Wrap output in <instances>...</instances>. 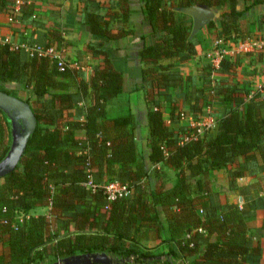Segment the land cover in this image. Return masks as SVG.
I'll return each mask as SVG.
<instances>
[{
  "label": "trees",
  "instance_id": "obj_1",
  "mask_svg": "<svg viewBox=\"0 0 264 264\" xmlns=\"http://www.w3.org/2000/svg\"><path fill=\"white\" fill-rule=\"evenodd\" d=\"M176 1L139 0L141 24L151 27L152 40L136 53L144 64L140 72L148 106V156L151 162L174 171V184L168 189L164 183L171 177L165 174L155 189L146 184L147 170L137 153L133 115L107 116V102L122 92L123 74L115 68L104 44L132 32L126 28L112 32L109 27L112 20H128L130 0H120L119 12L107 11V19L93 7L86 8L83 22L96 38L86 45V52L99 57L89 78L82 64L61 70L48 56L29 55L24 48L0 41V90L12 94L4 85L8 82L32 87L26 101L37 119L18 165L0 178V264H39L46 257L55 260L88 252H106L128 259L126 264H175L179 258H187L188 264H243L260 253L247 233L246 221L253 216L254 207L217 204L208 175L225 169L229 187L234 188L239 177L254 172L257 155L264 162V98L258 89L250 92L227 79L212 83V72L235 76L237 60L228 55L217 68L210 61L200 68L204 71L200 87L193 76L183 75L178 63L195 55L201 42L196 35L190 36L192 20L178 8L222 9L227 5L229 9L220 15L218 34L226 39L239 33L243 12L264 0H245L251 2L242 10L237 9L238 0ZM15 5L16 0H0V11L16 19ZM32 6L23 0L19 10L32 15ZM47 35L49 42L44 47L59 49L61 32L48 30ZM170 88L183 92L172 96ZM180 100L188 104L187 111L179 106ZM166 102L171 118L195 121L208 114L209 105L217 119L215 132L192 137L194 128H170L162 113ZM214 103L222 105L218 114L213 112ZM80 130L84 136L78 134ZM10 142V123L0 109V160ZM89 171L98 183L116 180L127 184L130 194L107 200L102 189L93 192L84 186ZM43 206L61 222L65 233L51 231L47 214L29 213ZM19 213L28 216L22 223ZM161 214L169 232L164 241L174 242L177 249L170 246L161 254L140 250L144 230H158ZM214 233L216 240L209 241ZM158 255L164 259H155Z\"/></svg>",
  "mask_w": 264,
  "mask_h": 264
},
{
  "label": "crops",
  "instance_id": "obj_2",
  "mask_svg": "<svg viewBox=\"0 0 264 264\" xmlns=\"http://www.w3.org/2000/svg\"><path fill=\"white\" fill-rule=\"evenodd\" d=\"M23 1V0H22ZM32 2L33 14H22L19 10L18 16L14 20H9L8 15L4 11H0V41L10 43V45H46L48 30L60 31L63 41L60 43L59 49L69 66L79 67L89 78L92 74V66L99 64V57H91L86 52V45L89 42L96 41L93 34L90 33L88 25L83 21L87 7H93L102 19H107L106 12L118 11V3L120 0H27ZM177 3L176 0H173ZM251 1L238 0L237 9L242 10L245 5H249ZM20 7V6H19ZM205 7V6H204ZM130 12L126 22L121 20H112L109 27L112 32H116L120 28L132 29V32L116 40L107 41L104 44L105 49L111 51L114 66L123 74V87L119 96L109 100L106 105L107 116L114 117L120 114L130 112L136 121L135 141L139 158L143 161L147 170L146 184L148 187L155 189L163 182V174L171 177L164 183V188H171L174 184V171L160 163H153L149 159L148 148V129H147V110L148 106L144 98V90L141 87V68L144 66L139 60L137 51L152 40V29L150 26L142 25V12L139 0H130ZM212 9L217 13L211 21L214 26L209 27L208 22L202 26L196 33V38L201 42L197 46L196 54L189 60L178 63V68L183 75H191L195 79V83L200 87L204 85L203 70L200 68L210 61L211 53L214 49L213 43L221 39L220 49L226 52L236 51L238 44L247 39H256L263 43V51L251 53H235L231 58L237 60L234 71V77L221 75L212 72L210 78L227 79L230 83H238L252 91H256L260 86H264V1L254 4L246 9L239 17L240 31L236 35L228 38L218 37L220 30V15L223 11L228 10V6L222 9L216 7H205ZM178 11L183 12L178 8ZM185 13V12H184ZM187 14V13H186ZM188 15V14H187ZM190 16V15H188ZM191 20L192 17L190 16ZM193 35V36H195ZM143 36V39L141 38ZM55 47V46H54ZM57 48V47H56ZM5 87L15 95L26 101V98L32 93V87H24L23 84L17 82L4 83ZM185 89V87L183 86ZM168 92L175 96L182 94L173 88ZM178 98V96H177ZM179 99V98H178ZM78 106L84 107V104L77 100ZM179 106L184 110H188L187 103L180 100ZM215 113L222 111V105L214 103L212 106ZM216 108V109H215ZM163 119L170 128L193 129L196 122L191 117L171 118L170 103L166 102L162 107ZM215 132V128L212 129ZM80 136H84V131L78 132ZM254 172L246 173L244 176L236 180L234 188L229 187L227 171L218 169L210 172L208 181L210 190L213 193L214 201L221 205H238L247 206L250 204L254 207V214L248 218L246 225L248 235L251 236L252 244L258 245L260 253L246 259L243 264H264V162L257 155L256 163L253 165ZM192 194L195 195V179L191 180ZM48 207H35L29 211L32 215L47 214V218L51 225V231L58 234L65 233L62 224L56 221L53 214H50ZM199 213V210L197 211ZM159 229L151 228L144 230V236L139 243L140 250L149 249L154 253H166L169 247L177 249L174 242H165V238L169 237L167 230L168 225L163 214L160 215ZM216 234H211L209 241L214 242ZM106 253V252H105ZM108 254V253H107ZM115 257L111 254H108ZM164 256L158 255L157 260H163ZM116 258V257H115ZM56 260V259H55ZM54 260H51V262ZM49 262V264L51 263ZM127 262H125L126 264ZM35 264V263H34ZM175 264H188V259L179 258L175 260Z\"/></svg>",
  "mask_w": 264,
  "mask_h": 264
},
{
  "label": "water",
  "instance_id": "obj_3",
  "mask_svg": "<svg viewBox=\"0 0 264 264\" xmlns=\"http://www.w3.org/2000/svg\"><path fill=\"white\" fill-rule=\"evenodd\" d=\"M192 17L191 37L215 14L212 9L200 5L180 8ZM0 109L10 123L11 142L5 156L0 160V178L11 172L19 163L28 140L37 126V119L29 103L15 95L0 90ZM128 259H118L105 252H88L57 258L50 264H125Z\"/></svg>",
  "mask_w": 264,
  "mask_h": 264
},
{
  "label": "built area",
  "instance_id": "obj_4",
  "mask_svg": "<svg viewBox=\"0 0 264 264\" xmlns=\"http://www.w3.org/2000/svg\"><path fill=\"white\" fill-rule=\"evenodd\" d=\"M22 3V0H16V5L14 7V11H19V6ZM9 20H14L12 18H9ZM221 43V39L216 40L213 43V46L216 48L211 53H208V56H210V63L214 68H217L220 64L221 59L224 56H233L236 52L237 53H255L256 51H263V43L261 41H258L256 39H247L244 41H241L238 44V49L236 51H229L226 52L225 49H220L219 44ZM12 48H24L25 51L29 53V55L38 54V55H44L48 56L54 60H56L57 66L59 69H64L66 66H69V63L66 61L65 57L62 54L61 49H57L54 46L44 47L41 45H11ZM260 93L262 94V97L264 98V89L263 86H260L258 88ZM210 106H206V112L208 113L205 115L202 119L198 120L194 126L193 131H191V136L196 137L199 135H202L206 131L212 130L216 126V117L211 115ZM84 186L87 188H90L91 191H96L98 188L102 189L104 194L106 195L107 200H113L116 197H123L130 194V188L127 184H121L118 181H110L105 183H98L94 180L91 171H89L87 175V180L85 183H83ZM19 222L22 223L28 216L24 213L18 214Z\"/></svg>",
  "mask_w": 264,
  "mask_h": 264
},
{
  "label": "rangeland",
  "instance_id": "obj_5",
  "mask_svg": "<svg viewBox=\"0 0 264 264\" xmlns=\"http://www.w3.org/2000/svg\"><path fill=\"white\" fill-rule=\"evenodd\" d=\"M216 79L212 80V83H214L213 81H215ZM212 108H210L211 110ZM216 109V108H215ZM213 112H215V110L213 109ZM50 257H46L42 262H40L39 264H49V262H51V259H49ZM34 264V263H33Z\"/></svg>",
  "mask_w": 264,
  "mask_h": 264
}]
</instances>
